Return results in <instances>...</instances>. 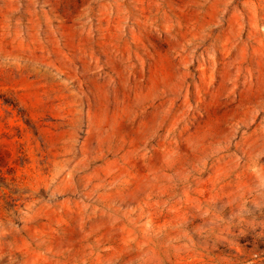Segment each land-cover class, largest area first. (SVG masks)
Returning a JSON list of instances; mask_svg holds the SVG:
<instances>
[{"label":"rangeland","instance_id":"1","mask_svg":"<svg viewBox=\"0 0 264 264\" xmlns=\"http://www.w3.org/2000/svg\"><path fill=\"white\" fill-rule=\"evenodd\" d=\"M0 264H264V0H0Z\"/></svg>","mask_w":264,"mask_h":264}]
</instances>
